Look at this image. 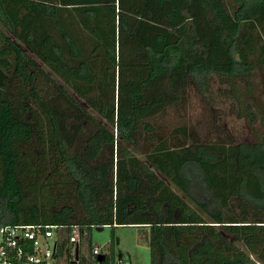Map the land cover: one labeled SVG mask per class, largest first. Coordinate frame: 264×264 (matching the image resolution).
Listing matches in <instances>:
<instances>
[{
  "label": "trees",
  "instance_id": "1",
  "mask_svg": "<svg viewBox=\"0 0 264 264\" xmlns=\"http://www.w3.org/2000/svg\"><path fill=\"white\" fill-rule=\"evenodd\" d=\"M213 77L251 142L173 119ZM263 79L264 0H0V226L66 227V264H98L72 226L146 228L149 264H264Z\"/></svg>",
  "mask_w": 264,
  "mask_h": 264
},
{
  "label": "rangeland",
  "instance_id": "2",
  "mask_svg": "<svg viewBox=\"0 0 264 264\" xmlns=\"http://www.w3.org/2000/svg\"><path fill=\"white\" fill-rule=\"evenodd\" d=\"M264 82V79H263ZM208 92L204 96L195 94L193 90L187 92L185 104L173 118L178 125L192 127L200 139H207L208 135L230 138L231 142H251L253 133L259 134L263 131L259 123V115H255V121L250 129L246 121L239 115L237 106L229 94V87L213 77L207 85ZM259 73L252 83V95L256 99L259 91ZM248 105L252 104L248 98L244 100ZM256 102V103H258ZM258 107L254 108V111ZM172 120V117H170ZM65 234V230L59 232L58 236ZM79 253L83 256L88 254V244L102 248L103 254L108 248L111 249V264H149L148 231L146 228L108 227L84 230L79 239ZM50 264H66L63 259L51 261Z\"/></svg>",
  "mask_w": 264,
  "mask_h": 264
},
{
  "label": "built area",
  "instance_id": "3",
  "mask_svg": "<svg viewBox=\"0 0 264 264\" xmlns=\"http://www.w3.org/2000/svg\"><path fill=\"white\" fill-rule=\"evenodd\" d=\"M63 226L3 225L0 226V264H50ZM80 239L78 227L69 228L68 243L76 246ZM90 257L102 255V248L91 246Z\"/></svg>",
  "mask_w": 264,
  "mask_h": 264
},
{
  "label": "water",
  "instance_id": "4",
  "mask_svg": "<svg viewBox=\"0 0 264 264\" xmlns=\"http://www.w3.org/2000/svg\"><path fill=\"white\" fill-rule=\"evenodd\" d=\"M73 252H74V254H76L77 253V246H74V248H73ZM103 255H99V256H97L96 258H95V261L98 263V264H100L102 261H103Z\"/></svg>",
  "mask_w": 264,
  "mask_h": 264
},
{
  "label": "crops",
  "instance_id": "5",
  "mask_svg": "<svg viewBox=\"0 0 264 264\" xmlns=\"http://www.w3.org/2000/svg\"><path fill=\"white\" fill-rule=\"evenodd\" d=\"M52 260H53V261H55L56 259H55V258H53Z\"/></svg>",
  "mask_w": 264,
  "mask_h": 264
}]
</instances>
